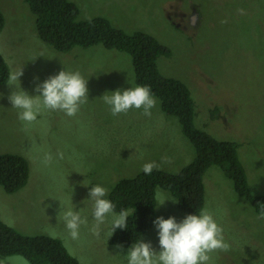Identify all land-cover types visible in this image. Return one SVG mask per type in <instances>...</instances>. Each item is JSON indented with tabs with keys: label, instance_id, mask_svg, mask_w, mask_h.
Listing matches in <instances>:
<instances>
[{
	"label": "rangeland",
	"instance_id": "obj_1",
	"mask_svg": "<svg viewBox=\"0 0 264 264\" xmlns=\"http://www.w3.org/2000/svg\"><path fill=\"white\" fill-rule=\"evenodd\" d=\"M77 21L99 17L169 50L158 72L181 81L194 128L238 145L250 193L264 197V0H70ZM0 155L28 163L24 187H0V220L24 236L59 240L80 264H264V213L223 171L203 177L189 218L156 191L155 219L129 248L109 243L127 214L109 209L114 185L144 170L178 173L195 149L176 117L134 83L131 58L102 45L59 53L36 33L25 0H0ZM0 264H30L20 255Z\"/></svg>",
	"mask_w": 264,
	"mask_h": 264
},
{
	"label": "trees",
	"instance_id": "obj_2",
	"mask_svg": "<svg viewBox=\"0 0 264 264\" xmlns=\"http://www.w3.org/2000/svg\"><path fill=\"white\" fill-rule=\"evenodd\" d=\"M35 17L39 39L54 51L67 53L74 47L102 45L128 54L134 70V83L142 93L160 102L161 111L176 117L183 135L195 149V158L178 173L144 170L132 178H123L113 186L106 203L115 213L127 214L112 228L109 243L129 248L137 243L155 219L156 191L165 190L175 199L179 209L189 218L196 217L204 205L203 177L216 166L232 180L237 195L245 199L258 214L264 213V197H254L237 159L238 145L217 141L206 132L194 128V102L181 81L162 76L157 69L160 56L169 50L148 34L124 33L103 18L77 21V7L70 0H25ZM4 18L0 13V31ZM9 80L8 66L0 55V85ZM28 163L18 155H0V187L14 193L25 186ZM0 255H20L30 264H80L63 244L47 236H24L0 220Z\"/></svg>",
	"mask_w": 264,
	"mask_h": 264
}]
</instances>
